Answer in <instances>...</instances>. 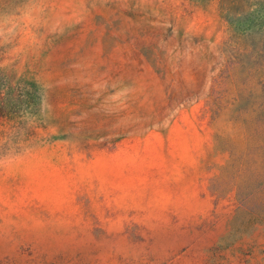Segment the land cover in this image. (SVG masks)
I'll return each instance as SVG.
<instances>
[{"label":"rangeland","instance_id":"1","mask_svg":"<svg viewBox=\"0 0 264 264\" xmlns=\"http://www.w3.org/2000/svg\"><path fill=\"white\" fill-rule=\"evenodd\" d=\"M0 264H264V0H0Z\"/></svg>","mask_w":264,"mask_h":264}]
</instances>
